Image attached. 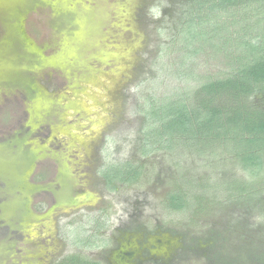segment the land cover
<instances>
[{"label":"rangeland","instance_id":"1","mask_svg":"<svg viewBox=\"0 0 264 264\" xmlns=\"http://www.w3.org/2000/svg\"><path fill=\"white\" fill-rule=\"evenodd\" d=\"M263 66L264 0H0V264H264Z\"/></svg>","mask_w":264,"mask_h":264},{"label":"trees","instance_id":"2","mask_svg":"<svg viewBox=\"0 0 264 264\" xmlns=\"http://www.w3.org/2000/svg\"><path fill=\"white\" fill-rule=\"evenodd\" d=\"M264 67V66H263ZM257 68V65L255 66V67H253V70H255ZM247 122V124L250 122V120L249 121H246ZM264 129V125H260L259 126V128L255 131V133H258V134H256V135H258L259 136V131H262ZM262 133V135H264V132H261ZM261 137V136H260ZM263 140H264V138H263ZM248 139L245 141L246 142V144L248 143ZM264 145V144H263ZM247 148H248V146H247ZM248 157V158H247ZM243 158V161L244 162H249L250 161V159L249 158H251V157H249L248 155H247V153L245 154V156H243L242 157Z\"/></svg>","mask_w":264,"mask_h":264}]
</instances>
